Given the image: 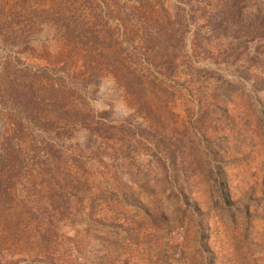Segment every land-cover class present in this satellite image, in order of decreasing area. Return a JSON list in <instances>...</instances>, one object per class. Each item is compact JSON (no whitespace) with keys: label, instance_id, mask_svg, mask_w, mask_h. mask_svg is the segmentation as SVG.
I'll return each mask as SVG.
<instances>
[{"label":"rangeland","instance_id":"1","mask_svg":"<svg viewBox=\"0 0 264 264\" xmlns=\"http://www.w3.org/2000/svg\"><path fill=\"white\" fill-rule=\"evenodd\" d=\"M0 264H264V0H0Z\"/></svg>","mask_w":264,"mask_h":264}]
</instances>
